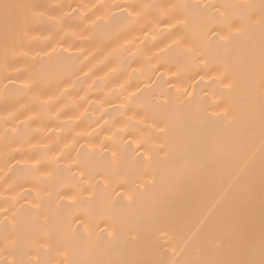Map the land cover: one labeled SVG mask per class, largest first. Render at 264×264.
Listing matches in <instances>:
<instances>
[{
    "label": "bare ground",
    "instance_id": "bare-ground-1",
    "mask_svg": "<svg viewBox=\"0 0 264 264\" xmlns=\"http://www.w3.org/2000/svg\"><path fill=\"white\" fill-rule=\"evenodd\" d=\"M0 264L264 260V0H0Z\"/></svg>",
    "mask_w": 264,
    "mask_h": 264
},
{
    "label": "snow or ice",
    "instance_id": "snow-or-ice-1",
    "mask_svg": "<svg viewBox=\"0 0 264 264\" xmlns=\"http://www.w3.org/2000/svg\"><path fill=\"white\" fill-rule=\"evenodd\" d=\"M0 7H2L4 10L9 9L12 7V5L8 4L7 2H4L0 4ZM210 264H238V262L235 261H215V262H210ZM260 264H264V260L260 262Z\"/></svg>",
    "mask_w": 264,
    "mask_h": 264
}]
</instances>
